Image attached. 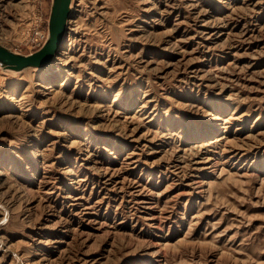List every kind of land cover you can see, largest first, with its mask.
<instances>
[{"label": "rangeland", "instance_id": "obj_1", "mask_svg": "<svg viewBox=\"0 0 264 264\" xmlns=\"http://www.w3.org/2000/svg\"><path fill=\"white\" fill-rule=\"evenodd\" d=\"M50 1L0 0V43ZM0 264H264V0H72L50 66L0 68Z\"/></svg>", "mask_w": 264, "mask_h": 264}, {"label": "water", "instance_id": "obj_2", "mask_svg": "<svg viewBox=\"0 0 264 264\" xmlns=\"http://www.w3.org/2000/svg\"><path fill=\"white\" fill-rule=\"evenodd\" d=\"M72 12V0H51L47 20V35L36 50L23 54L0 43V68L21 72L29 68L43 69L51 65L67 34V24Z\"/></svg>", "mask_w": 264, "mask_h": 264}, {"label": "bare ground", "instance_id": "obj_3", "mask_svg": "<svg viewBox=\"0 0 264 264\" xmlns=\"http://www.w3.org/2000/svg\"><path fill=\"white\" fill-rule=\"evenodd\" d=\"M38 70H40V69H38ZM25 71H27V70H25ZM4 72L5 73H8V74H16V73H18V72H10V71H7V70H4ZM209 130V129H208ZM205 131V130H204Z\"/></svg>", "mask_w": 264, "mask_h": 264}]
</instances>
